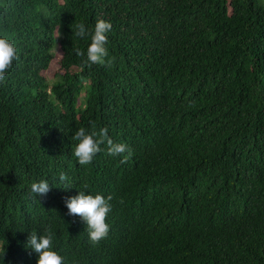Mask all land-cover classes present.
<instances>
[{
  "label": "trees",
  "instance_id": "1",
  "mask_svg": "<svg viewBox=\"0 0 264 264\" xmlns=\"http://www.w3.org/2000/svg\"><path fill=\"white\" fill-rule=\"evenodd\" d=\"M8 2L0 35L20 59L0 83V264H37L28 235L49 228L64 264H264V5ZM100 19L112 24L115 61L88 68L74 49L86 54L90 37L73 33ZM81 127L107 128L132 158L101 145L80 165ZM40 180L51 190L33 199ZM80 190L112 197L97 245L67 215L65 198Z\"/></svg>",
  "mask_w": 264,
  "mask_h": 264
},
{
  "label": "clouds",
  "instance_id": "2",
  "mask_svg": "<svg viewBox=\"0 0 264 264\" xmlns=\"http://www.w3.org/2000/svg\"><path fill=\"white\" fill-rule=\"evenodd\" d=\"M9 8L8 0H0V10L7 11ZM76 31L73 33L76 37L85 39L90 37V44L83 50L76 48L75 53L79 57H85L82 65L91 68L93 65L112 67L115 57L109 58L108 33L112 30V24L103 19L97 20L94 31H89L83 23L77 24ZM20 59L18 49L13 40L6 35H0V83L5 82L8 73L13 65ZM95 129V125H93ZM72 140L77 141L74 147V156L80 165H90L94 157L99 153L101 145L107 146V155L120 156L121 163H127L133 156L131 149L124 143L114 142L108 135L107 128H101L99 131L93 130L88 133L85 128H79L72 136ZM60 180H68L66 173L61 172ZM88 188L87 184L83 185ZM51 190V185L47 180H40L31 184L30 194L33 199L44 197ZM111 196L105 198L101 194H89L83 190L78 191L77 195L66 197L65 206L68 209L67 215L79 217L86 225L89 239L93 245L107 238L109 225L106 222L108 214L112 211L110 204ZM123 203V201H121ZM53 232L49 228L45 234H38L32 230L27 239V247L38 254L37 264H64V258L54 250Z\"/></svg>",
  "mask_w": 264,
  "mask_h": 264
},
{
  "label": "rangeland",
  "instance_id": "3",
  "mask_svg": "<svg viewBox=\"0 0 264 264\" xmlns=\"http://www.w3.org/2000/svg\"><path fill=\"white\" fill-rule=\"evenodd\" d=\"M263 5H264V0H259ZM52 53H53V57L51 59V62H50V67L52 69H48V74L47 75V79H52V70L55 69L57 66H58V62H59V59L61 57V50L59 48L58 45H56L53 50H52Z\"/></svg>",
  "mask_w": 264,
  "mask_h": 264
}]
</instances>
